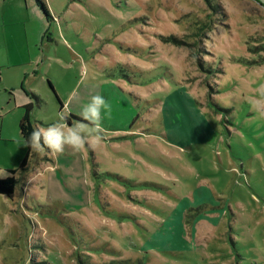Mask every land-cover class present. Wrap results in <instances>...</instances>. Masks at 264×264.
Wrapping results in <instances>:
<instances>
[{"label": "rangeland", "instance_id": "374dc122", "mask_svg": "<svg viewBox=\"0 0 264 264\" xmlns=\"http://www.w3.org/2000/svg\"><path fill=\"white\" fill-rule=\"evenodd\" d=\"M26 1L0 0V264H264V6ZM32 95L36 127L101 95L109 131L23 167Z\"/></svg>", "mask_w": 264, "mask_h": 264}, {"label": "clouds", "instance_id": "9594fccd", "mask_svg": "<svg viewBox=\"0 0 264 264\" xmlns=\"http://www.w3.org/2000/svg\"><path fill=\"white\" fill-rule=\"evenodd\" d=\"M110 112L111 105L105 98L101 95H95L83 104L78 113L81 117L80 120L70 125L67 123L64 114L60 113L57 122L47 127L34 128L27 144L31 146L32 150L41 149L43 144L52 154L64 153L66 146L79 150L85 143L98 144L104 139V117Z\"/></svg>", "mask_w": 264, "mask_h": 264}, {"label": "trees", "instance_id": "16d2710c", "mask_svg": "<svg viewBox=\"0 0 264 264\" xmlns=\"http://www.w3.org/2000/svg\"><path fill=\"white\" fill-rule=\"evenodd\" d=\"M36 2L39 5L43 14H45L46 17L49 18L48 8H47V5L44 2V0H36ZM168 39L171 40L172 42H178V40L174 37H170ZM49 84H50V82H49ZM51 86H52V84H51ZM52 88H53V86H52ZM32 98L35 101V103L33 101V103H30V104H27L26 106H24L25 114H24L22 120L20 121V130H21L22 140L26 144H27V140H28L31 132L33 131L34 128H36V125L34 124L33 117H32V114L34 111V106H35V104L40 102L39 98L37 96L32 95ZM60 104H61V109H63L64 104H62V102ZM27 146H28V154H27L26 159L22 165L23 167L27 164V161L30 157V153L32 151L31 146L29 144H27ZM12 173L15 174V171L13 170ZM17 184H18V182L14 178H11V179L10 178H7V179H1L0 178V196H6V197L13 199L15 197V194H16ZM196 212H199V211H196ZM172 228H174V227H172ZM181 232H182V237L184 238L183 230H181Z\"/></svg>", "mask_w": 264, "mask_h": 264}, {"label": "crops", "instance_id": "0c3cea01", "mask_svg": "<svg viewBox=\"0 0 264 264\" xmlns=\"http://www.w3.org/2000/svg\"><path fill=\"white\" fill-rule=\"evenodd\" d=\"M23 1H24V3L27 5V7L29 6L28 5V2L26 1V0H16V3H17V6H21V4L23 3ZM30 3L32 2V0H28ZM39 7V5L37 4V2H36V0H34L33 1V8H38ZM40 8V7H39ZM44 81V80H43ZM119 81H121V80H119ZM119 81H116V83L115 84H111V87H113V86H117L118 85V83L117 82H119ZM107 86V87H106ZM103 87H105V88H109V84L108 85H103ZM102 87V88H103ZM35 96H37V95H35ZM39 99H40V101L41 102H43L42 101V99L39 97V96H37ZM30 103H33V100L32 99H27V101H26V103H25V105L24 106H26L27 104H30ZM65 106H66V104L64 105V108H65ZM63 108V109H64ZM23 109H24V107H23ZM34 109H35V106H34ZM25 114V113H24ZM132 114H134V111L132 112ZM24 116V115H23ZM23 116H22V118H23ZM22 118L20 119V121L22 120ZM135 124V123H134ZM134 124H133V126H134ZM107 126V127H106ZM105 127H104V129H105V131H109V125H106ZM111 127H112V129L114 130V131H121V130H125V131H128L130 128H128V126H126V125H123L122 127H119V126H115V125H111ZM19 129H20V122H19ZM20 138H21V141L23 142V140H22V135H21V130H20ZM203 189H207V188H202V190ZM183 216L181 217V222L183 223ZM204 218H205V216H204ZM181 224V223H180ZM182 225V224H181ZM184 235H185V232H184Z\"/></svg>", "mask_w": 264, "mask_h": 264}, {"label": "water", "instance_id": "95a60500", "mask_svg": "<svg viewBox=\"0 0 264 264\" xmlns=\"http://www.w3.org/2000/svg\"><path fill=\"white\" fill-rule=\"evenodd\" d=\"M261 5L264 6V0H257Z\"/></svg>", "mask_w": 264, "mask_h": 264}]
</instances>
